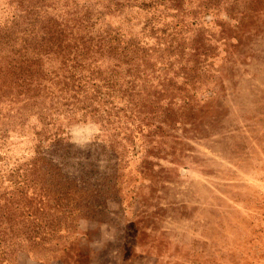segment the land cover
<instances>
[{
	"label": "rangeland",
	"instance_id": "374dc122",
	"mask_svg": "<svg viewBox=\"0 0 264 264\" xmlns=\"http://www.w3.org/2000/svg\"><path fill=\"white\" fill-rule=\"evenodd\" d=\"M54 1L141 53L117 83L140 106L92 97L52 115L58 141L40 149L51 172L32 176L68 188L63 209L77 211L46 217L49 248L14 264H264V0ZM95 60L111 73L112 60ZM38 121L0 118V191L30 167Z\"/></svg>",
	"mask_w": 264,
	"mask_h": 264
},
{
	"label": "trees",
	"instance_id": "16d2710c",
	"mask_svg": "<svg viewBox=\"0 0 264 264\" xmlns=\"http://www.w3.org/2000/svg\"><path fill=\"white\" fill-rule=\"evenodd\" d=\"M11 1L13 12L0 21V100L6 102L12 115L0 118L21 129L25 113H34L43 128L33 133L35 156L30 167L23 171L20 181L12 182L11 190L0 191V264H14L19 253L49 248L39 237L40 230L47 225L46 217L54 213L72 217L77 211L70 209L66 213L63 209L67 206L68 188L57 183L53 187L43 182L42 177L32 176L37 171L46 175L51 172L52 167L46 164L40 149L45 141H58L57 132L47 130L56 120L52 115L62 113L71 118L77 108L83 107V101L92 97L111 105L114 99L121 100L123 109H129L123 110L125 114L140 106L129 90L125 92L117 84L120 77L131 73L140 57L133 45L123 43L106 29L95 28L86 8L79 15L75 3L58 6L54 0ZM170 1L181 8L185 0ZM207 6L218 10L215 4H205L202 6L205 14ZM194 9L196 14L200 13L197 6ZM97 58L114 62L111 73L92 67ZM160 67L157 71L165 77L171 65L162 63ZM181 79H187V75L182 73ZM122 116L127 117L123 113ZM2 135L0 132V140Z\"/></svg>",
	"mask_w": 264,
	"mask_h": 264
}]
</instances>
